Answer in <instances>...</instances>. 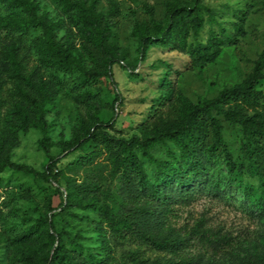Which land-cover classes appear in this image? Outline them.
<instances>
[{
    "label": "rangeland",
    "instance_id": "obj_1",
    "mask_svg": "<svg viewBox=\"0 0 264 264\" xmlns=\"http://www.w3.org/2000/svg\"><path fill=\"white\" fill-rule=\"evenodd\" d=\"M74 1L93 7L109 20L110 46L118 51L112 64L107 62L110 57L105 62L112 77L84 84L77 72L63 77L58 71L57 51L63 55L69 52L73 64H80L84 70L96 66L93 56L99 51L90 35L72 24L75 11H65L60 0H0V20L26 17L23 3H28L54 26L50 34L39 29L21 38L0 37V60L9 54L14 44L24 59L27 73L37 84L41 81L48 84L53 98L46 114L51 153L58 158L57 168L62 172L59 184H49L24 173L0 174V264H40L44 261L50 250L46 231L30 239L23 235L30 228L34 229L46 213L55 216L58 230L64 227L72 234L79 233L83 245L102 249L104 264H264V217L228 183L222 165L215 172L223 178L220 192L200 190L195 202L175 207L165 227L159 228L163 232L172 230L185 238L199 221H203L205 228L230 238V247L220 255H214L211 249L206 251L198 240H191L184 250L173 254L153 248L133 232L119 239L109 233L98 210L60 207L67 187L77 188L78 194L88 199L95 192H88L86 185L94 182L101 186L95 193L100 203L112 208L116 217L135 215L136 203L124 191L119 178L110 174L111 163L100 161L98 170L95 166L73 164L84 154L74 148L73 143L81 141L98 122L117 137H141L144 124L151 123L161 112H175L174 98L178 93L194 104H201L215 98L223 89L240 84L264 50V0H204L207 7L215 10L217 22L228 31L236 21L234 14L242 12L247 17L245 35L239 43L225 48L214 64L202 68L191 67L188 55L181 51L155 46L144 48L133 33L142 23L151 30L155 25L166 24L167 4L186 5L195 0ZM208 29L202 32V41L206 40ZM15 84L13 81L6 83L5 118L11 116ZM259 89L264 92V81ZM224 126L228 146L234 159L240 162L242 132L226 122ZM41 137L35 128L19 132L12 161L45 172V155L38 147ZM87 147L86 144L83 148ZM155 154L166 158L162 149ZM46 195L52 198L55 211L51 213L45 206Z\"/></svg>",
    "mask_w": 264,
    "mask_h": 264
},
{
    "label": "trees",
    "instance_id": "obj_2",
    "mask_svg": "<svg viewBox=\"0 0 264 264\" xmlns=\"http://www.w3.org/2000/svg\"><path fill=\"white\" fill-rule=\"evenodd\" d=\"M60 1L65 11H75L72 24L87 32L99 51L93 56L96 66L90 70H84L80 64L75 66L68 50L64 55L57 51L55 63L58 71L63 77L77 72L84 84L112 77L105 65L116 60L118 51L110 46L109 20L83 2ZM23 5L26 6V17L0 20V37L21 38L39 29L50 34L54 26L39 15L32 4ZM145 7L153 12L149 6ZM166 14V24L155 25L151 30L142 23L133 33L144 48L155 46L187 54L191 67L214 64L225 48L236 46L245 35V13L234 14L236 21L231 23V31H228L217 22L215 10L207 7L204 0L186 5L169 3ZM207 27L208 36L202 41L201 34ZM10 81L16 83L14 104L10 118H5L4 90ZM262 81L264 50L244 81L223 89L215 98L194 104L178 93L174 98L175 112H161L151 123L144 124L141 137H117L98 122L91 132L82 136L81 141L73 143L74 148L84 152L73 164L95 166L94 169L98 170L100 161L110 162V174L119 178L124 191L136 203L135 215L116 217L112 208L100 203L95 193L101 186L94 182L86 185L88 192H95L88 199L78 194L77 188L67 187L60 207L64 210L70 206L98 210L111 235L121 239L127 232H133L153 248L164 252L178 254L191 240H198L206 251L211 249L214 255L223 254L230 247V238L205 228L203 221H199L185 238L175 235L172 230L163 232L159 228L165 227L175 207L195 202L200 190L220 192L223 178L215 175L220 165L226 170L228 183L234 185L245 201L264 217V92L259 89ZM52 101L48 84L44 81L37 84L33 80L18 48L12 44L9 54L0 60V174L8 171L24 173L49 184H59L62 172L57 168L58 158L51 153L46 120L47 108ZM224 122L239 127L242 132L240 162L234 159L225 139ZM31 128L40 131L42 136L38 147L45 155L43 173L12 161V150L19 132L25 133ZM86 144L88 147L84 149ZM158 149L165 151L166 158L156 156ZM251 179L254 182H250ZM45 206L48 212L55 211L50 196H45ZM54 218L46 213L34 229L30 228L23 235L30 239L46 231L50 250L40 264H104L102 249L83 245L79 233L72 234L64 227L58 230Z\"/></svg>",
    "mask_w": 264,
    "mask_h": 264
}]
</instances>
